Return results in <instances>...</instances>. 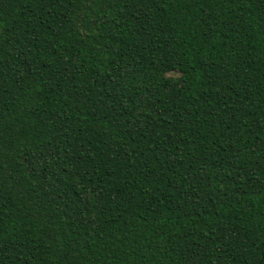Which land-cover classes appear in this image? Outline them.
<instances>
[{"label": "trees", "instance_id": "1", "mask_svg": "<svg viewBox=\"0 0 264 264\" xmlns=\"http://www.w3.org/2000/svg\"><path fill=\"white\" fill-rule=\"evenodd\" d=\"M0 264H264V0H0Z\"/></svg>", "mask_w": 264, "mask_h": 264}]
</instances>
